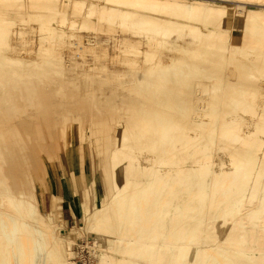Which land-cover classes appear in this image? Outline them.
I'll use <instances>...</instances> for the list:
<instances>
[{
	"label": "rangeland",
	"instance_id": "1",
	"mask_svg": "<svg viewBox=\"0 0 264 264\" xmlns=\"http://www.w3.org/2000/svg\"><path fill=\"white\" fill-rule=\"evenodd\" d=\"M16 1L0 0V29L12 33L7 39L0 35V264H28L34 257H39L38 264L65 262L67 247L57 243V238L72 242L69 262L73 264H102V256L109 264H154L159 259L162 264H173L174 254L181 251L196 264H255L246 252L257 247L259 242L249 238L258 239L261 227L256 218L248 217V209L258 204L241 201L244 185L236 192L229 190L230 181L241 180V171L240 179L222 180L215 178L212 164L228 161L224 165L231 168L233 152L244 156L257 149L247 141L255 125L264 129V119L247 116L241 106L231 105L234 100L248 101L253 93L252 106L257 110L256 105H264V0H216L212 8H227V13L194 17L197 21L193 16V20L176 17L178 21L163 16V20L198 26L203 32L209 28L215 35L196 38L178 24L165 23L162 31L171 37L161 38L149 25L142 28L147 33L140 30L148 38L152 33L151 40L119 21L105 22L99 11L104 0ZM77 1L84 7L73 6ZM90 7L93 14L86 17ZM241 12L256 15L241 20L236 16ZM5 21L11 24L6 26ZM45 22L55 36L50 55H44L49 44L39 38L40 23ZM69 22L78 28H70ZM6 41L9 45L4 47ZM81 44L84 49L80 51ZM148 58L154 64L157 59L156 67ZM170 59L177 65L190 64L192 70L188 79L179 76L182 83L176 91L181 105L177 100L171 109L162 102V93L148 92L152 84L163 92L175 90L171 78L149 76L151 68L164 66ZM26 64L41 70L25 68ZM144 82L146 93L123 90L143 87ZM158 117L165 125H160ZM235 118L240 121V135L244 134L237 144L224 135L227 123ZM205 121L207 127H200ZM223 122L227 125L222 126ZM161 127L167 131L163 133ZM108 159L113 168L106 169ZM137 159L146 171L134 168L131 179L116 189L114 172L125 161L132 164ZM252 164L247 163L246 173ZM9 167L15 182L7 172ZM256 169L264 181V160ZM2 174L11 189L18 183L23 199L49 216L50 221L44 220L52 228L35 225L31 236L4 218L10 209L2 199ZM190 186L191 192L185 194ZM108 201L114 203L102 210ZM96 212L97 224L90 220ZM63 218L70 221L63 223Z\"/></svg>",
	"mask_w": 264,
	"mask_h": 264
},
{
	"label": "bare ground",
	"instance_id": "2",
	"mask_svg": "<svg viewBox=\"0 0 264 264\" xmlns=\"http://www.w3.org/2000/svg\"><path fill=\"white\" fill-rule=\"evenodd\" d=\"M20 2V0H17L16 2ZM39 1V0H38ZM53 1H56V0H53ZM213 1H216V0H104V5L99 9L100 13L102 14L103 16V20L105 22H112L113 24L116 23L117 21H119L120 25L121 26H127V27H130V28H133L135 29L137 32L136 34H143V38L145 37V39L147 40H151V37L150 35V30L151 28L153 29V32L156 33V35L158 34H162L160 35V37H171L170 34H168L166 31V34L165 32L162 31V26L167 23L169 24L170 27H173L175 25H180V27H182V31L183 30H188L189 33H193L196 35V38H198L199 36L200 37H206V38H212L214 37L215 35V32L214 30H210L209 28H205L206 31L203 32L198 26H195V25H190V23H185V22H180V23H177V22H174V21H167L166 19L163 20V16H171V17H174V19L177 20L176 17H179V16H183L187 18H190L192 19L191 17L193 16V21H197V18H201L203 16H216V17H219V16H223V13H227V8L225 9H213L212 8V2ZM219 1H223V2H230L229 0H219ZM47 2H49L47 0ZM81 1H77L74 3L73 6L77 7L78 5H82V3H80ZM232 3V2H230ZM85 4V3H83ZM23 5H19V7H22ZM44 7V6H43ZM80 7V6H79ZM82 7H84L82 5ZM127 8L131 9V10H128ZM49 10H52L51 7L48 8ZM47 9V10H48ZM92 7H90L87 11V13L85 14L86 17L90 16L91 14H93V11H92ZM140 10H145V11H148V13H145L144 12H141ZM98 11V13H99ZM56 12V11H55ZM77 12V11H75ZM84 12V10H83ZM237 12V11H236ZM72 13H73V10H72ZM80 13V12H79ZM154 13H157V14H154ZM261 13H264V12H261ZM57 14V13H56ZM80 15V14H79ZM253 15H256L254 13H250V12H241L240 14L236 15L237 17H240V19H250L252 20L253 19ZM55 16V15H54ZM85 17V18H86ZM91 17V16H90ZM194 17H197V18H194ZM233 17V15H232ZM63 20V19H62ZM61 20V21H62ZM66 20V19H65ZM63 20V21H65ZM199 20V19H198ZM4 21V19H3ZM178 21V20H177ZM70 23V22H69ZM68 23V24H69ZM84 23V22H83ZM88 22H85V26H88L86 25ZM111 23V24H112ZM5 24L6 26L8 24H11L10 22L8 21H5ZM64 25V23H62ZM66 24V23H65ZM89 24V23H88ZM221 24V27H223L224 23H220ZM2 25V24H1ZM79 25V24H78ZM149 25L150 26V30L148 29V32H149V38L146 37V34L147 33L146 31L147 30H144L142 29L144 26H147ZM70 28H74V27H77V24H75L74 22H71L69 25H68ZM80 26V25H79ZM83 26V24L81 25ZM80 26V27H81ZM1 27V26H0ZM179 27V28H180ZM39 28V26H38ZM40 28L39 31H40V35H39V38L42 40V42H45V43H48L49 44V47H45V50H44V55H50L51 53V44H52V40L54 36V31L52 32L50 30V23L49 22H45V23H40ZM78 28V27H77ZM88 27H86L85 30H87ZM149 28V27H148ZM82 29H84L82 27ZM9 30V29H8ZM72 30V29H71ZM140 30H144L145 33H143L142 31ZM172 30V29H171ZM6 31V30H5ZM5 31H2L0 29V35H1V38H5L7 39V37L10 35H12V33H9V32H5ZM10 31V30H9ZM139 31V32H138ZM264 31V29H263ZM142 32V33H141ZM186 32V31H185ZM264 34V33H263ZM15 36H17L18 34H13ZM148 35V34H147ZM57 36V35H56ZM155 36V35H153ZM182 36V35H181ZM64 37V36H63ZM61 36V38H63ZM58 39H60V37H58ZM181 39V38H179ZM61 40V39H60ZM157 40V39H156ZM194 40V39H193ZM198 40V39H197ZM200 40V38H199ZM209 40V39H208ZM8 41V40H7ZM4 42V47H7L9 44L8 42ZM85 42V41H84ZM94 42V41H93ZM158 42V41H157ZM195 42V41H193ZM197 42V41H196ZM86 43V42H85ZM160 43V42H159ZM2 44V43H1ZM83 44V43H82ZM79 46V50L81 51L83 48V46ZM161 44V43H160ZM3 45V44H2ZM84 45V44H83ZM94 45V44H93ZM92 45V46H93ZM159 45V44H158ZM87 47V46H86ZM89 47V46H88ZM87 47V48H88ZM127 47V46H126ZM125 47V48H126ZM93 48V47H91ZM128 48V47H127ZM126 48V49H127ZM135 49V48H133ZM128 50V49H127ZM132 50V49H131ZM137 50V49H136ZM181 50L183 51H187L185 50L184 48H181ZM130 51V49L128 50ZM135 51V50H134ZM133 51V52H134ZM122 53V52H121ZM128 53V52H127ZM132 54V53H131ZM139 54V53H138ZM86 55V54H85ZM129 55V53H128ZM148 55V54H147ZM88 56V55H87ZM92 56V55H91ZM90 56V57H91ZM132 57H134V55L132 54ZM135 57H136V54H135ZM151 57V56H149ZM48 58V57H47ZM51 58V57H50ZM83 58V57H82ZM86 58V57H84ZM83 58V59H84ZM147 58V57H146ZM45 59V58H44ZM43 59V60H44ZM52 59V58H51ZM50 59V60H51ZM91 59V58H90ZM89 59V60H90ZM95 58L92 56V60H94ZM151 59V58H150ZM150 59H146V61H150ZM46 60V59H45ZM152 60H154V58H152ZM157 60V59H156ZM154 60L156 63L157 61ZM6 61L11 64L12 63H15L16 66L18 67L19 65H22L20 64V61L18 60H13V59H6ZM86 60H84L85 62ZM47 62V61H45ZM45 62L42 64L43 66H45ZM50 62V61H49ZM152 62V63H151ZM175 59H170L169 60V63L165 64L164 66L162 65L161 67L159 66V68H151L150 70V73H149V76L150 75H153V76H156L157 78H171L172 81L175 82V90L172 89V90H168L167 92H163L162 88H160V86H155L154 84L150 85L149 87V90L152 89L153 90V94L158 96L159 93H162L163 95H161V97H163V103L166 105L167 108L171 109L173 107H169V106H173V102H174V106L177 104V100L179 101V105L180 104V100H179V97H178V94H177V89L180 87L181 83H182V79H180L179 76H182L181 78L183 77H187L186 75L189 76V74L191 73L192 70H189V68H191V65L190 64H181L180 65H177V63L175 64ZM178 62V61H177ZM87 63V62H86ZM150 63L153 65L154 62L153 61H150ZM155 63V64H156ZM179 63V62H178ZM51 63L48 64V67ZM154 64V65H155ZM27 66L25 68H31V69H34L36 70L37 72H39L41 69H40V66H37V65H32V64H26ZM46 66H47V63H46ZM52 66V65H51ZM88 66V65H87ZM85 66V67H87ZM185 66V67H184ZM84 66H82L83 68ZM156 67V65L154 66ZM184 68V69H183ZM187 68V70H186ZM249 68V67H248ZM247 68V70H249ZM87 69V68H86ZM251 69V68H250ZM88 70V69H87ZM92 70V69H90ZM89 70V72H90ZM194 75L198 76L199 78L202 77V75L200 73H197L196 71H194ZM139 74V73H137ZM247 76L249 77H252L251 74L248 72L246 73ZM147 75V74H146ZM20 77V76H19ZM140 77V76H139ZM194 77V76H193ZM248 77V78H249ZM16 78V77H15ZM129 78V77H128ZM142 78L144 79L143 75H142ZM148 78V77H147ZM183 81H186V78ZM190 78V77H189ZM121 79V78H120ZM250 79V78H249ZM132 80V79H131ZM139 80V79H138ZM142 80V79H140ZM191 80V79H190ZM124 81V80H123ZM126 81V80H125ZM128 81V80H127ZM130 82V80H129ZM135 82L137 83L136 79H135ZM142 82V81H141ZM180 82V84L178 83ZM188 82V81H187ZM191 82V81H190ZM125 83V82H124ZM132 83V81H131ZM140 83V82H138ZM145 83V84H144ZM143 84V87L139 86V87H133L131 88H125L123 89L125 92H137V91H141V92H145L147 89L145 88V85L147 82H144ZM185 83V82H184ZM129 84V83H128ZM142 85V84H141ZM138 86V85H137ZM147 86V85H146ZM199 86V85H198ZM202 87V86H201ZM206 87V86H205ZM204 87V88H205ZM1 88V87H0ZM181 88V87H180ZM28 89V88H27ZM146 89V90H145ZM211 89V88H210ZM2 89H0L1 91ZM29 90V89H28ZM148 91V90H147ZM243 94H247L248 92L246 91H243L241 90ZM149 93H151V90L148 91ZM246 92V93H245ZM28 93V92H27ZM146 93V92H145ZM250 94V92H249ZM252 94V92H251ZM153 95V96H154ZM189 95V94H188ZM254 93L252 94V97H253ZM1 96V94H0ZM240 96H242V94H240ZM181 97V96H180ZM239 97V96H238ZM245 97V96H244ZM252 97H249L247 98V100H244L241 98V100H243V102H237V100L235 101H232L231 102V105H233V108L237 109L238 107H240L239 109H243L242 112L245 113V114H248L247 116H257L258 118H260L259 120H263L264 119V105L262 104H258L256 105L258 108L257 110L255 109V106L253 107L252 105L254 104V99ZM188 98V97H187ZM4 100V99H3ZM184 100V99H183ZM182 100V101H183ZM189 100V99H188ZM176 103V104H175ZM182 103V102H181ZM190 103V102H189ZM188 103V104H189ZM178 105V104H177ZM188 106V105H187ZM190 107V105H189ZM263 107V108H262ZM176 108V106H175ZM187 108V107H186ZM193 112V111H192ZM188 113V112H187ZM196 113V112H195ZM104 114V113H103ZM146 114V112H145ZM256 114V115H255ZM155 115H158V114H155ZM154 115V116H155ZM190 115V114H189ZM209 115V114H208ZM214 115V114H213ZM212 115V116H213ZM160 116V115H158ZM198 116V115H197ZM195 116V117H197ZM201 116V115H200ZM202 117V116H201ZM157 118V117H156ZM197 118H200V117H197ZM237 118V117H236ZM234 119V120H231L229 121L227 124L228 126L227 129L226 127L224 129H226L225 131V134L226 137L228 136V139L230 138V140H232V142L234 143H239L241 141V138L240 136L242 137L243 135H240V131L242 130L241 129V126L239 127L238 125L240 124V121H238L237 119ZM158 121L159 123H161L160 125H165V124H162V122H165L164 119L161 117L159 118L158 117ZM163 119V120H162ZM206 120V119H205ZM158 123V125H159ZM166 123H168L166 121ZM227 124H224L223 122V125H227ZM259 124V123H258ZM160 125L158 127H160ZM169 125H172V123ZM200 127H207L208 123L205 121V122H201V124H199ZM246 125V124H245ZM244 126V125H243ZM172 128V126H170ZM254 127V126H253ZM245 129V128H244ZM250 130H252L251 128H249ZM160 131H163V133H165V131H167V127H161V129L159 128ZM223 132V131H222ZM242 133V132H241ZM251 134L248 135V139L247 141L248 142V145L250 144V147L251 146H254V145H257V149H253V150H250L249 153H247L246 155L242 156L240 155L239 153H237L236 151L233 152L231 155H230V163H231V168H228L227 169V166L228 165H224V161L222 160V162H218V163H214V165L212 164V167H216L213 171V174L215 176V178H219V179H231L233 178V180L236 179V176L238 175V173L241 171V180H238L237 183H236V180H235V183H233L232 181H230V183L228 184L229 185V190L231 191H235L237 189H239L242 185H244V192L241 193V201L244 200V201H249V204H254V202L258 204V207L256 208H249L248 209V212L250 211L251 212V215L248 216L249 218H256L258 221H259V225H260V230L258 231V239H255L253 237L249 238L250 240H253V242L255 241H258V245L257 247L255 248H249L248 251L246 252L247 254V257L249 258L250 261L254 262L255 264H264V256L262 254L263 252V246H264V242L262 241V238H264V181H261L259 180V177L262 176V172L261 171H257V167L259 166V164L262 163V161L264 160V153H260V150L263 149L264 151V139H262V134H264V129L263 127H261L260 125H255L254 129L252 130V132H250ZM252 136V138H251ZM251 138V139H250ZM167 139V136L163 134V140H166ZM250 139V140H249ZM231 142V141H230ZM242 142V141H241ZM244 143V142H243ZM242 143V144H243ZM232 144V143H231ZM241 144V145H242ZM246 145V144H245ZM244 145V146H245ZM247 145V146H248ZM243 146V145H242ZM243 146V147H244ZM235 149V148H234ZM231 152V151H230ZM230 152L228 154H230ZM227 154V155H228ZM0 155H1V161L3 162L2 160V152H0ZM110 156H112L110 154ZM228 157V156H227ZM4 160H6L4 158ZM208 161V160H207ZM206 161V162H207ZM2 162H0L2 164ZM5 162V161H4ZM196 162V161H195ZM204 162V163H206ZM249 162H253L254 164H252V168H248V173H246V169H247V163ZM199 163V162H198ZM208 163V162H207ZM206 163V164H207ZM227 164L228 161L226 162ZM225 163V164H226ZM4 164V163H3ZM10 164V162H9ZM195 164V163H194ZM104 165V164H103ZM132 165L134 166V168H139V171L140 172H143V171H146V167L142 166L141 163L137 160H135L134 162H132ZM208 165V164H207ZM207 165H204L205 167H209ZM257 165V166H256ZM106 166V169H110L112 166L110 164V161L108 159L107 161V165ZM195 166V165H194ZM103 167V166H102ZM196 167V166H195ZM226 167V168H225ZM230 167V166H229ZM113 168V167H112ZM200 168V167H199ZM2 169V167H1ZM195 169V168H194ZM250 169H251V174L250 173ZM3 171V169H2ZM7 172L9 173V175L11 176V179H13L14 181V176L12 174V172L10 171V167L8 168ZM256 174H257V178L258 179H255L256 178ZM240 176V175H239ZM238 177V179H240V177ZM255 176V178H254ZM2 177H3V181L5 183V189H4V194H3V197L2 199H5L7 204L9 205V211H7V213L4 215V218H7L9 220H12L15 224H17L18 226L24 228L26 231H29L31 233V236H34V232H33V229H34V226L36 225L37 227H40V226H44V225H47L48 227L52 228L51 224H47L46 221L44 219L48 218L47 216H43L44 214H41L34 205H32L31 203L27 202L25 199H23V193L21 191H19V187H18V183L16 184H13V189H11V186L9 185L8 183V179L5 177L4 174H2ZM221 180V181H222ZM255 180V181H254ZM15 182V181H14ZM220 182V180L218 181ZM217 182V183H218ZM226 182V181H225ZM227 183V182H226ZM221 184V182L219 183ZM225 184V183H224ZM216 185V184H215ZM218 185V184H217ZM220 187H224L223 185H220ZM219 187V188H220ZM233 191V192H234ZM220 192V191H219ZM236 192V191H235ZM228 194V193H227ZM221 195H223L221 193ZM226 195V193H225ZM226 198H228L226 196ZM112 200V199H111ZM222 202V201H221ZM114 203V201L110 202L108 201L107 204L102 208V210H104L105 208H107L108 206L112 205ZM34 211H36L37 213H35ZM35 215H39V217L41 218H35ZM96 218H97V212L93 214V216L91 217L90 220L94 221L96 223ZM24 219V222L23 220ZM22 220V221H21ZM48 220L50 221V219L48 218ZM97 224V223H96ZM254 226V225H253ZM258 226V225H257ZM35 230V229H34ZM54 230V228H53ZM55 231V230H54ZM103 234V233H101ZM100 235V233H99ZM254 234H252L253 236ZM105 241V240H104ZM57 243H61L63 246L67 247L65 252H66V257H67V260L62 263H59V264H73L71 262H69V260L72 258V248H73V244L72 242H67L65 239H62V238H57ZM173 249V247H171ZM263 249V250H262ZM178 251V250H177ZM185 251V250H184ZM238 251V250H237ZM255 252L259 253L260 255H256ZM189 254L191 253L188 252ZM193 255H197V249L194 250L192 252ZM33 257V256H32ZM31 257V258H32ZM93 258V257H92ZM91 258V259H92ZM141 259V258H140ZM143 259V258H142ZM148 259V258H147ZM150 259V258H149ZM172 259V258H171ZM180 259H182L184 261V264L185 262H191V263H195L194 261L191 260V258L188 256V254L186 253H183L182 251L181 252H178L177 254H174L173 256V261L174 262L173 264L177 263ZM146 260V259H145ZM168 260V259H167ZM165 260V261H167ZM0 261H1V256H0ZM158 262L161 263L160 259L159 260H156ZM182 261V263H183ZM39 262V257H34L32 259L29 260L28 264H38ZM110 261H108V259H106L105 256H102V264H109ZM149 262H152L150 260H148L147 263ZM157 262V263H158ZM181 262V261H180ZM119 263V262H118ZM144 263V262H143ZM156 262L154 264H157ZM158 263V264H160ZM169 263V261H168ZM23 264V263H22ZM113 264V262L111 263ZM117 264V262H116ZM152 264V263H151ZM162 264V263H161ZM171 264V263H170ZM196 264V263H195ZM198 264V263H197Z\"/></svg>",
	"mask_w": 264,
	"mask_h": 264
},
{
	"label": "crops",
	"instance_id": "3",
	"mask_svg": "<svg viewBox=\"0 0 264 264\" xmlns=\"http://www.w3.org/2000/svg\"><path fill=\"white\" fill-rule=\"evenodd\" d=\"M191 137V136H190ZM192 138V137H191ZM127 162V163H126ZM130 173V174H128ZM134 173V166L130 163V161H125L123 163V165L118 168L114 174H113V181L115 184L116 189H119L127 180L131 179L132 175ZM128 174V175H127ZM190 184V183H189ZM192 185V184H190ZM189 188V190H187L185 192V194H188L191 192L192 190V186L190 187H186ZM63 215V214H62ZM71 216V213H69V217ZM63 223L69 222L70 220H65L64 218L62 219Z\"/></svg>",
	"mask_w": 264,
	"mask_h": 264
}]
</instances>
